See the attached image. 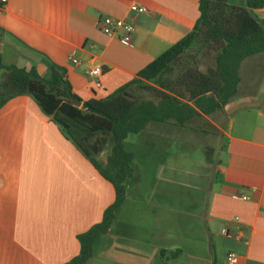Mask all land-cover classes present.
<instances>
[{
    "label": "crops",
    "instance_id": "1",
    "mask_svg": "<svg viewBox=\"0 0 264 264\" xmlns=\"http://www.w3.org/2000/svg\"><path fill=\"white\" fill-rule=\"evenodd\" d=\"M199 5L200 0H6L0 55L4 65L36 68L43 78L56 64L67 71L82 103L105 99L191 33ZM253 15L264 21V8ZM106 17L135 25L130 46L102 33L99 22ZM94 65L104 73L99 90L89 78ZM243 67L238 94L223 110L196 120L219 132L211 137L216 144L222 137L228 141L216 147V165L204 174L175 152L211 135L169 123L149 124L137 134L143 174L134 171L128 179L111 231L95 244L88 264H163L162 251L170 254L164 264H228L230 254L236 264H264V110H244L261 105L254 103L250 71L245 78ZM245 86L249 92H242ZM236 110L240 115L231 118ZM166 148L168 158H159ZM115 199L112 183L32 97L0 108V264L71 263L81 251L79 237L101 223ZM225 229L235 236L243 230L242 239L224 236ZM183 258L188 261L179 262Z\"/></svg>",
    "mask_w": 264,
    "mask_h": 264
},
{
    "label": "trees",
    "instance_id": "2",
    "mask_svg": "<svg viewBox=\"0 0 264 264\" xmlns=\"http://www.w3.org/2000/svg\"><path fill=\"white\" fill-rule=\"evenodd\" d=\"M263 8L264 0H200V17L191 33L129 84L105 99L84 103L73 94L64 68L51 63L49 76L43 78L36 68L4 65L0 55V108L11 99L32 97L116 192L101 223L79 237L80 254L69 264H88L95 244L111 231L126 199L125 183L133 174L135 156L124 146L130 135L155 123L219 135L211 124L196 120L223 110L238 94L243 64L264 54V21L253 15ZM194 47L202 50L204 60L213 61L206 71L201 59L190 53ZM109 144L111 152L104 161ZM168 255L160 253L163 264Z\"/></svg>",
    "mask_w": 264,
    "mask_h": 264
},
{
    "label": "rangeland",
    "instance_id": "3",
    "mask_svg": "<svg viewBox=\"0 0 264 264\" xmlns=\"http://www.w3.org/2000/svg\"><path fill=\"white\" fill-rule=\"evenodd\" d=\"M192 55H196L198 59H201V69L202 71H206V68L209 65L213 64V61L210 60H204V58L202 57V50L199 47H194V49L190 52ZM264 58V54H259L256 55L252 58H250L246 64L243 67V74L245 78H248V70L250 71L249 76H250V90L252 93H254L256 95V100H255V104H259L261 105L260 108L255 109V108H249V109H244V110H264V64H260L256 63L257 61H259L260 59ZM260 62H262L260 60ZM47 78V77H46ZM249 92V88H247V86L243 87L242 92L246 93ZM241 92V93H242ZM241 99V97L239 98ZM258 101V102H257ZM232 106H230L228 108V110L231 111ZM240 115V112H238L237 110L231 114V118H237ZM214 118H216V115L213 116ZM213 118V119H214ZM202 123V120H200ZM204 122V121H203ZM226 126L228 127L229 124H226ZM229 132V129H226ZM200 133V132H199ZM140 136L138 135H130L124 142V146L126 151L131 152L135 155V159L132 163V170L133 173L134 171L136 172V174L138 173V170L140 171V174H143V169L141 168V155L138 152L140 149V144H139V138ZM198 138H194V139H198L196 140V144L194 143V147L190 149L185 150V152L183 151H177L175 152L176 156H180V158L182 157H186V163L192 167L193 171L196 173H200V174H204V169H210V167L213 165H216V161L218 158V151L216 150V147L219 145H226L227 144V139L226 138H221L220 140H217L216 144V139L211 138L212 135L210 136V138H201V136H197ZM208 139V140H207ZM208 142L207 145L205 142ZM173 142V141H172ZM212 144V145H211ZM173 143H171L170 149L172 148ZM179 149L182 150V148L180 147ZM111 152V144H109L102 156L101 159H104L106 156H109ZM170 153L169 148L160 150V152L158 153V157L159 158H168V154ZM173 154V152H172ZM168 155V156H167ZM157 157V158H158ZM172 157V156H170ZM171 159V158H169ZM145 174V173H144ZM146 174H152V172H147ZM133 175V174H132ZM130 180V179H129ZM129 181L127 180L125 185H126V189ZM132 183V182H131ZM130 192H134L133 189L130 190ZM226 258V257H225ZM188 261L186 258L180 259L179 262H186ZM228 263V262H227Z\"/></svg>",
    "mask_w": 264,
    "mask_h": 264
},
{
    "label": "built area",
    "instance_id": "4",
    "mask_svg": "<svg viewBox=\"0 0 264 264\" xmlns=\"http://www.w3.org/2000/svg\"><path fill=\"white\" fill-rule=\"evenodd\" d=\"M6 0H0V9H2L5 6ZM135 9L138 13H147V9L144 7H137L135 6ZM99 29L102 31V33L110 38H117L119 39L123 44L130 46L132 44V36L136 30L135 25L132 23H128L125 21H114L112 18L106 17L103 18L99 22ZM103 69L100 65H94L90 68L89 71V78L92 81V84L95 89H102L103 83ZM243 201H247L248 197L243 196L241 198ZM236 221H239L238 218H236ZM243 230L239 229V234L237 236L233 235L228 229H225L223 231V235L236 239L241 240L242 239ZM238 261V258L234 254H230L227 257L228 264H236Z\"/></svg>",
    "mask_w": 264,
    "mask_h": 264
},
{
    "label": "water",
    "instance_id": "5",
    "mask_svg": "<svg viewBox=\"0 0 264 264\" xmlns=\"http://www.w3.org/2000/svg\"><path fill=\"white\" fill-rule=\"evenodd\" d=\"M75 103H76L77 105H80V103H79L78 101H75Z\"/></svg>",
    "mask_w": 264,
    "mask_h": 264
}]
</instances>
